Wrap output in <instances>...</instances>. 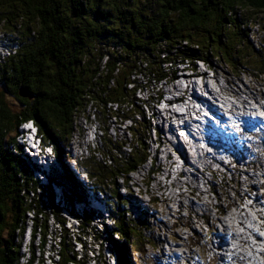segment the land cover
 Here are the masks:
<instances>
[{
    "label": "trees",
    "instance_id": "obj_1",
    "mask_svg": "<svg viewBox=\"0 0 264 264\" xmlns=\"http://www.w3.org/2000/svg\"><path fill=\"white\" fill-rule=\"evenodd\" d=\"M252 26L261 34L256 46L250 41ZM0 34L1 41L16 46L0 56V264H21L27 213L36 215L30 253L35 254L36 234L42 254L48 237V215L39 220L37 200L25 199L31 170L38 169L20 157L21 147L10 136L22 123L31 121L41 143L54 152L57 166L46 174L49 181L62 183L61 188L72 192L80 204L95 198L84 199L86 193L101 194L106 210L114 201L118 181L124 184V178L150 161L143 147L145 140L135 134L134 127L130 128L134 133L131 145L112 140L109 132L115 116L122 124L143 122V113L133 110L134 115H128L122 110L132 109L137 92L141 93L137 76L160 83L170 75L165 66L209 64L211 60L225 63L231 70L251 68L255 75L264 74V0H0ZM173 74L172 70L171 78ZM20 92L27 96L21 97ZM6 94L16 101L15 111L4 101ZM97 120L102 132L99 144L81 163L76 161L87 178L96 182L80 181L83 191H79L78 179L64 162L66 150L74 133L84 138L78 122L90 125ZM126 146H131L128 151ZM101 155L112 165L100 163ZM103 186L110 194L99 191ZM133 203L130 200L129 209L138 215L136 230L128 228L127 215H119L117 225L121 235L129 233L136 241L130 240V253L141 254L144 260L152 238L147 234L146 220L137 211L142 208ZM86 210L102 217L105 249L118 264H127L125 241L119 245L121 237L116 228L106 226L101 213ZM55 213L62 238L59 261L54 264H85L86 256L77 258L64 221ZM77 239L82 242L81 237ZM114 241L118 244L115 250Z\"/></svg>",
    "mask_w": 264,
    "mask_h": 264
},
{
    "label": "rangeland",
    "instance_id": "obj_2",
    "mask_svg": "<svg viewBox=\"0 0 264 264\" xmlns=\"http://www.w3.org/2000/svg\"><path fill=\"white\" fill-rule=\"evenodd\" d=\"M257 31H258L257 26H252V28L250 30V34H251L250 35V41L252 43H254L255 46L257 44H259V39H261V34L260 33L257 34ZM252 33H253V35H252ZM2 54H3V52L2 53L0 52V56H2ZM186 66L187 65H184V64L183 65H177V66L172 65L169 67L165 66L164 69L167 70V74H170L166 78H168V79L171 78V71L172 70L174 72L177 71V74H179L181 72H185L186 74H192L193 73L192 70L196 69L199 72H205L206 71V77L205 78H208L207 80H208V85L210 88H213L215 86V77H216L218 79L217 80L218 81V87L221 85L222 87L223 86H226L227 88L230 87L229 89H234V90L241 89V90H244L245 92H247V91L244 89V87H248L250 89V91H252V92L264 93V74L263 75H255V74H253L251 68H249V70H243V69L231 70L227 64L222 63V62L213 61V60H211V62H209V64H202V63L194 62V63H190L188 65V68ZM136 80H137V83H136L137 88L140 89L141 93L137 92L136 97H135L137 99V101L135 102V105L132 109H130V108L127 109L125 107H122V110H124V113H128V115L129 114L134 115L133 112L143 113L144 117H145L143 119V122H138V124H130L129 122L122 124L121 120L115 116V118L114 119L112 118L110 123H109V125L111 126V129H109V132L111 135L114 136V138L112 140L120 141V142L131 145L134 142V137H133L134 133H133V130H131V129H133V127H134L136 129V131L134 129V132H136L135 134H137V133L141 134L142 137L144 138L145 142L143 143V147L146 148V151L150 155V157L155 156L154 158L156 159L157 164H158V159H160V170L162 171V173L158 174L157 178L159 179V178H161V176H163L162 184L164 183V184H166V186H168V184H169L168 182H170V181L172 182V179H179L183 183L182 191H184L183 192L184 195H182V196H184V197H179L175 201L172 199H170L169 201L167 200L166 202L165 201H154V208L155 209H153V206H151V202L148 201V200H153V198H155V194H158V192H159V191L158 192L151 191V187L154 186V181H153L152 177L138 176V184L142 185V186H139V188L136 189V194H129L130 196L133 197L132 203L134 202V198H135L144 207L143 208L142 206L141 207L136 206L138 209L142 208L143 211H141V210H137V211L140 213V216L146 220L147 230L153 236V238L151 240L153 245L146 248L144 260L149 257V253L151 252V253H154V264H160V256L161 255H164V254L173 255L171 252H169L167 250L168 245H171L172 248H174L175 251L179 253V247H173V246H183V239L182 238H186V234H185L186 231L191 233V227H186L185 221L177 222V228L174 230H171V234H165V230L156 229V223H159V215H157L156 210H165V208H174V203H177L183 199H184V201H190V202H194L197 204H199V203L201 204V202H202L201 199L206 200V196H203V197L200 196V189L205 190V189L209 188L210 192L207 195L210 196L211 199H213L212 201L210 200L211 204H212V206L210 207L211 211L213 210V208L218 209V211L221 212V215L227 214L226 209H229V213L233 212L234 208L232 207V205L235 203V202H233V201H235L234 190L239 192V189L240 190L245 189L246 185H247L248 187L246 190L252 191V188H251L253 186L252 184L258 185L257 189H262L261 184L264 182V178H263V174H264V146L258 145L257 148L252 149L253 152L257 156L251 157L252 161L248 160L250 162V164L244 165L242 167L236 166V168H229V169H231V171L226 170V169H222V168L220 169V171H216L215 167L218 165H211V167H208L205 165V163H197L196 164V172L201 171L203 173V175L207 178V180L203 181V179L205 177L200 179L199 182L196 184L199 187V190L195 189V187L192 189V187L194 186L192 184L193 182L190 183L189 182L190 178L187 177L188 175H186V177H184L185 175H183V173L181 172V169L185 170L186 168H189V166H183L182 165L183 160L175 157L176 153L170 147L171 145L169 143H165L166 144L165 147L160 146V138L161 137L159 135H156L155 136L156 139L153 141L154 136L152 135V133L150 131V128H151L156 133L157 132L156 130H158L156 128V126L157 125L160 127L162 126V122L159 119H154L152 109L161 111L163 116L165 115V109L166 108L172 109V110L174 109L177 111L178 114H181V113L185 114V105H183V102L178 101L180 99V97H178L179 94L176 95V97L172 101H170V98H171L170 94L173 93V91L172 92L170 91V93H169L167 91L162 92L160 90L163 87V84H166L167 80L166 81L163 80L160 83H156L154 80L147 79L144 76H137ZM225 80L231 81L230 86H228L226 84ZM196 81L199 84L203 83V80H201V79H197ZM174 84H177L181 88H185V86H186L185 81L181 80V79L175 81ZM197 89L198 88L196 87L197 94L200 97L204 96L206 99L211 101L212 104L220 107L219 101H217V100L214 101L212 96L210 95V93L208 91H202V90H197ZM229 94L231 95V93H229ZM240 94L243 95V96L240 95L242 98H246V95L244 93H240ZM172 96H174V95H172ZM161 97H162V100H161V102H159ZM226 98H228V99H226V101L232 100V98L229 97L228 95L226 96ZM236 98H237V96H236ZM4 101L7 103V106L10 109H12L14 111L16 110V107H17L16 101L11 96L6 94L4 97ZM176 101H177V103H174L176 107L173 104L170 106H167L168 103L176 102ZM259 102L264 104V100H262V99H259ZM180 103H182V104L178 105ZM113 111H114V108H113ZM120 114H122V113H120ZM222 115H224V116L226 115V113H224L223 110H222ZM259 115H262V113H260ZM214 117L215 116L211 112L206 111V109L202 108L200 110V112H194L190 115V118H188V117L187 118L189 120L193 121V124L190 126V129L194 133V135L197 136L195 134L194 130H192L194 125L197 123V121H201V123H204L205 121L209 122V120L211 122H215ZM262 118L264 119V117H262ZM139 119L141 120V118L138 116L137 120L139 121ZM173 123L175 126L181 125L183 123V120L174 121ZM82 124H83V128H84V138L82 139L83 141L81 140V142H82V146L84 148H81V150L84 152V151H86V149H85L86 147H91V150L94 151L95 147L97 146L96 143H98L97 136L102 135V132L100 133L98 131V127L101 124L98 120H97L96 124H94L93 122L90 123V125L86 124L84 122H82ZM263 125L264 124L261 125V128H264ZM28 128H30V124L23 126V127H20L18 129L23 130V129H28ZM162 129L166 130V129H168V126L166 124H164ZM235 132L236 133L239 132V129L235 130ZM95 133H96V137H95ZM176 133L181 134L180 131H177ZM10 136H15V135L11 134ZM10 136H8V137H10ZM16 137H17V135H16ZM184 137H185V135H184ZM167 138L171 139L170 136H167ZM262 138L264 139V137H262ZM161 139L163 140V138H161ZM254 139L256 140V142H259L258 137H255ZM75 140L77 142V137ZM173 141L177 142V139L174 138ZM178 141H179V139H178ZM100 143H101V141H100ZM192 145H193V143H192ZM248 145L249 144L246 142L247 147H248ZM130 147L131 146H129V147L126 146L125 148L128 151V149H130ZM158 148H159V150H157ZM69 150L72 153L71 148H69ZM250 152L252 153V151H250ZM95 153H96V155L99 154L97 152H95ZM187 154H188V156H186L185 159L187 161L194 163L195 158L197 156L196 153H194V152L192 153L189 150H187ZM40 158L42 159V157H40ZM167 159H169V160H167ZM99 160H100V156H99ZM228 161L229 160H227V162ZM184 164H185V161H184ZM111 165H112V163H111ZM147 166H148V163L145 164L144 167H147ZM165 170L167 172H169L167 175L168 178H164L163 173L165 172ZM245 171L249 172V173H258L260 175L256 179L255 178L252 180L247 179V177H245V175H244ZM133 175H135V173L130 175V178L133 177ZM208 179L211 181V183L209 182ZM242 180H247V182L245 183L246 185L243 184L239 188L238 181H242ZM186 182H187L188 187L190 189L188 187L184 188L186 186ZM157 183L159 184V182H157ZM162 184H161V186H162ZM156 186L159 187V185H156ZM157 187H156V190H157ZM175 188L176 187H173L172 190L177 191ZM255 191H252V193H249L250 196ZM219 194H220V198H219ZM88 196L89 197H95V199L97 200V205L99 206L100 211L103 212L102 204L100 201V200H104L103 196L99 193L89 194V195L86 194L84 196V199L87 198ZM228 196H231L230 197L231 199ZM187 197H189V199L185 200ZM88 199H90V198H88ZM106 199H107V197H106ZM53 203H54V200H53ZM81 205L83 206L84 210L90 208V205L85 200L83 203H81ZM228 205H229V207H228ZM220 206H223L224 211L220 210L221 209ZM198 208H199L198 214H199L200 219L203 220V222H205V224H209L208 221L212 220V217L209 216L210 213L205 211V209H203L201 206H199ZM202 211H205L206 212L205 214H207V216L201 217ZM106 214L108 215V217H112L109 214V210L107 209V207H106V210L103 214V217H106ZM218 217H220V216H218ZM220 218H222V217H220ZM210 222H213V221H210ZM73 224L74 223L71 222L70 225H73ZM191 224L193 225L192 221H191ZM105 225L109 226L110 224L105 221ZM90 227H94V225L92 223H90V224L86 225V227H85L87 229V231L89 233H91V237L89 238L90 241H88L91 244L89 247H91L93 244L92 243L93 242L92 241L93 240L92 234L95 235V233H93V231L90 230ZM128 228H130V226H128ZM119 229H120V227H119ZM114 234H115V231H113V235ZM195 234H202V227H195ZM126 235L127 236H123L120 234V237L121 238L123 237V239H125L127 237H131V236H128L129 233ZM111 237L114 240V237L113 236H111ZM215 241L217 242L216 238H215ZM191 243H192V245H190ZM39 248H40V242H36V257L37 258H36L34 263L40 262V258L42 257V256H40L41 249H39ZM46 249H47V245L45 247L43 256H45ZM132 249H133V246H132ZM206 249L207 248H203L200 245V243H198V242H196V244H193V242H189L188 245H186V247H185V252H187L188 250H192L193 253L186 254V262H194L195 259H199V261H201V262H208L209 258L212 256V254H211V252L203 253V250H206ZM125 250L126 249L123 250L124 251V261L127 264H134V256L130 253L129 249H128V252ZM219 251H220V253H223L222 250H219ZM21 257L23 258L21 260V264H27L30 257L22 256V253H21ZM107 259L113 260V261H111V264H118L117 258H115L112 254H111L110 258L104 257L102 259V262H105V260H107ZM55 260L56 259H53V258H44V264H50V262H53L52 264H54ZM176 264H183V263H176Z\"/></svg>",
    "mask_w": 264,
    "mask_h": 264
},
{
    "label": "bare ground",
    "instance_id": "obj_3",
    "mask_svg": "<svg viewBox=\"0 0 264 264\" xmlns=\"http://www.w3.org/2000/svg\"><path fill=\"white\" fill-rule=\"evenodd\" d=\"M2 46L3 45L0 46V52L1 53L3 52L4 54L8 50L6 49L4 51ZM192 71H193L192 74H186L185 72H181V73L178 72L179 74H177V71H175L172 78H170L171 80L168 79L166 81V84H163V87L160 89L162 92L167 91L170 93V91L171 92L173 91V93L170 94L171 95L170 101H172L176 97V95L179 94L178 97H180V99L183 100V105H185V114L184 113L178 114L176 110L166 108L165 115L163 116L161 111L152 109L154 119H159L162 122L161 127L158 125L156 126V128L159 131V136L163 138V140L160 138V146L165 147L166 145L165 143H169L173 149H176L173 143L174 138L177 139V141L179 139L178 136L176 135V132L185 131L191 139L192 138L195 139L193 142V147H190V150L192 151L194 150L197 155L195 158V163H205L206 161H211V162L217 163L220 169L222 168V169H226L229 171H231V169H229L230 164H235L236 166H239V167L244 166L248 160L252 161L251 156L254 154L253 150H252V153H253L252 154L250 152L251 151L250 148H247L245 146L246 144L244 143V141L251 143L254 146V148H257L258 145L264 146V139L262 138L264 137V130H262L261 128L263 121L259 115L260 113L264 114V104L259 102V99L264 100V93L252 92L250 91L248 87H244V89L247 92L241 89L239 90L229 89L230 87L228 88L226 86L222 87L221 85L218 87V81H217L218 79L216 77H215V86L213 88H210L208 85V80H207L208 78H205L206 71L199 72L196 69H193ZM180 79L185 81L186 83L185 88H181L177 84H174L175 81L180 80ZM197 79L203 80V83L199 84L196 81ZM225 81H226V84L230 86L231 81L229 80H225ZM196 87L198 88L197 90L208 91L214 101L216 100L219 101L220 107L212 104V102L206 99L204 96L200 97L197 94ZM228 92L231 93V95ZM240 93H244L246 95V98H242L240 96L242 94ZM227 95L231 97L232 100L226 101V99H228L226 98ZM172 104L173 102L168 103L167 106H170ZM202 108L209 110L214 116H216L217 118V119L215 118L216 122L224 124V126L221 127V126H218L217 124L215 125V124L207 122V124H210L209 128L211 129V134L214 135V138L211 141L216 147L218 146V142H219L220 146L223 147L222 151H217L216 147L213 145L211 146L210 143L205 144V147L208 148L207 151L202 150L198 146L199 142H201L200 139L202 138L201 132H198L197 138L193 137L194 133L190 129V126L193 124V121L189 120L188 118H190V115L192 113L200 112ZM222 110L224 113H230V117L229 118L224 117V115H222ZM180 120H183V123L181 125L175 126L173 122L180 121ZM164 124L168 126V129L166 130L162 129ZM244 124L245 126H243ZM198 126L200 127L201 131H204L205 126L203 125H198ZM235 127H240L242 129L241 132H237V134L234 133ZM82 129L84 131V128ZM216 134L218 135V138ZM167 136H170L171 139H168ZM254 136L259 137V142H256V140L254 139ZM76 137H77V142L75 140ZM95 137H96V133H95ZM81 140L82 139H80L79 134L74 133L71 141H72V144H75V155H72L71 151L69 150V148H71L70 142H69V146L66 150L67 151L66 154H68V156L65 155V158H64L65 164L74 173L75 179H78L77 181L79 182L78 183V188L80 189L79 191H83L81 187V182L86 183L88 179H87L86 174L84 173L83 175L81 169H79L76 166V161H79L81 163L83 160H85V158L90 156V153H91V147H86L85 148L86 151L84 152L81 150V148H84L82 146ZM179 141L181 140L179 139ZM182 141H184V139ZM157 150H159V148ZM33 154L35 157H37V160H38V166H34L36 167V169H38V171H34L32 169V175L50 174V168L56 163L55 156L53 159V157H43L41 156L40 153L33 152ZM66 156L68 157V160H66ZM40 157H42V159ZM231 158H232V161H229V163L227 162L223 163V159H231ZM184 161H185V164L183 163V166H189V168H186L185 170L181 169V172L185 176L188 175V177L190 178L189 180L190 183L193 182L192 184L194 186L192 187V189L195 187V189L199 190V187L196 184L199 182L200 179L204 177L203 173L201 171L199 172L197 171L198 173L196 172V166L194 163L187 161L186 159H184ZM158 165H160V159H158ZM73 169L76 171V173ZM244 175L245 177H247V179L252 180L254 178L256 179L260 174L244 172ZM153 181H154V186L151 187V191H156V192L159 191L160 192V193L158 192L159 198L162 199V201L166 202L167 200L169 201L170 199L175 201L181 195H184V193H181L178 196L172 190L173 185L176 187L180 186L181 184H183L182 181L168 182L169 183L168 186H166L165 184H162V182L157 181L156 179H153ZM62 182L69 184V182H66L63 179H62ZM157 182H159V184ZM209 182L211 183L210 180ZM246 182L247 180L238 181L239 188L241 185L245 184ZM53 183H58L61 186H63V184L59 182H53ZM118 184H122V182L120 183L118 181ZM156 185H159V187H157ZM186 185H187V182H186ZM252 185H253L252 191L257 190L258 185L256 184H252ZM156 187H157V190H156ZM247 187L248 186L246 185L245 189H241V190L239 189L238 196H239V200L241 201L242 205L240 206L238 202H235L236 206H240L239 209H243L244 207L249 206V201H246L245 199H250L249 193H252V191H247L246 190ZM236 193L237 191L234 190V195H236ZM70 194H72V192H70ZM207 194L208 193L206 192H200V196L202 197L206 196V200L201 199L202 202L200 206H202V208L205 209V211L210 212L209 216L212 217V220H209V221L207 220V221L210 224L211 238H216L217 239L216 244L218 245V248L214 251V255H212L208 261H212V264H258V261H259L258 254L256 251H254V245H251V242L259 243L260 241H257L255 237H254L255 239H252V238L241 239V235L238 234L237 228L230 226V223H228L229 220L225 221L222 218L213 219L215 216L213 215V212L210 209V207L212 206L211 201L213 199H211L210 196H208ZM106 197L107 199L109 198L108 196ZM228 197L230 198L231 196H228ZM219 198H220V194H219ZM188 199L189 197H187L185 200H188ZM260 199L261 197L259 195H255L254 200H253V204L255 207H261ZM181 201H184V199ZM101 204H102L103 212L100 211L99 206L97 205V200L95 198H91L90 203H89L90 208L88 209H92L95 212H99L103 216L105 209L103 207V202H101ZM194 204H197V203H194ZM220 207H221L220 210L224 211L223 206H220ZM262 211H264V208H262ZM238 215H239L238 219L240 220L241 226H243V223H247V222L251 224L255 223L253 218L248 214H243L241 212H238L237 216ZM204 216H207V215L205 213H202L201 217H204ZM103 218L106 222H108L111 225V217H108V215L106 214V217H103ZM210 221H213V222H210ZM260 221L264 222V218L262 216L260 218ZM110 225L108 227H110ZM176 228L177 226H173L171 227V230H174ZM248 229L250 228L248 227ZM250 232L252 231L250 230ZM259 233H264V228H259ZM147 234L149 237L153 238L151 233L147 232ZM185 234H186V237H191V233H189L188 231H186ZM252 234L254 236L256 235L255 232H252ZM228 236H229V241H228ZM193 244H196V242H193ZM152 245L153 244H151L150 246ZM190 245H192V243ZM167 250L171 252L173 255H179V253L176 252L175 249L172 248L171 245H168ZM219 250H222L223 253H220ZM246 251L247 253L243 254V252H246ZM207 252H209V248H207L206 250H203V253H207ZM188 253L191 254L193 252L192 250H188L187 252H185V254H188ZM43 254L40 253V256H42ZM132 255L134 256V264H142L143 259H142L141 254L136 253L135 255L134 254ZM110 257H111V254H110ZM22 259L23 258L21 257V260ZM168 261H169V254H164L160 256V264H168ZM246 261H250V263H246ZM52 263L53 262H50V264ZM34 264H42V262H36Z\"/></svg>",
    "mask_w": 264,
    "mask_h": 264
},
{
    "label": "built area",
    "instance_id": "obj_4",
    "mask_svg": "<svg viewBox=\"0 0 264 264\" xmlns=\"http://www.w3.org/2000/svg\"><path fill=\"white\" fill-rule=\"evenodd\" d=\"M6 54L7 53H4L2 54V56ZM78 125L83 128V124L81 125V122H78ZM98 139L99 136H97V140ZM36 146L37 148L34 150L35 153H40L43 157H53L54 159V153H52V148L49 145L44 147H42V145ZM71 150L72 155H75V144H71ZM100 163H102L104 166H110L112 162L111 160L106 159L101 155ZM81 171L84 175V170L81 169ZM157 175L158 174L152 173L148 174L142 170L136 171L133 177L124 178V184H116L118 193L116 196H114V201H111V208H108L109 214L112 216L111 226H113V228L117 227V220L119 215H127V222L130 223L129 225L131 227H134V222L136 221V218H138V215H135L134 210L129 209V202L120 200L119 196L136 194V189H138L139 186H142L138 184V176H149L153 179H156L157 181L162 182L163 176L158 179ZM87 179L93 185L96 182V179L93 177ZM173 181H175V179H172V182ZM107 187L110 188L109 186ZM26 191L27 193L25 199L27 198L28 200H30V202H33L34 199L39 200L40 198L41 204H39L38 201V208H40L41 205H44L48 208V210H43V213L37 215V217L40 218L39 220H43L41 216L48 215V219L46 220L48 227V237L45 238L44 244V247H46L47 245V249L43 258H53L59 261V243L62 237L61 227L56 222L53 215L52 207L55 206L58 208L60 207V213H63V215L65 216V219H62V221H64V228L68 230L69 236L72 239L74 250L77 252V258L84 259V256H86L85 264H111V261H113L111 259H107L105 260V262H102V259L104 257L110 258V253H108L107 249H105V244L102 241V217L99 216V214H91L92 219L90 223H92L94 227H90V230L93 231L95 235L92 234L93 244L91 247H89L91 244L88 241H90L89 238L91 237V233H89L85 227L90 223L84 220V208L78 200L73 198L72 194H70V191H64V188H61L60 184L49 181V177H47L46 175H33L31 181H29ZM99 191L105 194H110L105 186L99 189ZM261 192H264V190H261ZM117 201H119V204L122 205V209L120 210L117 209ZM148 201L151 202V206H153V209H155L154 201H162V199H159V194H155V198ZM199 206V204H194L190 201H179L177 203H174V208L156 210L157 215H159V223H156V229L165 230V234H171V227L177 226V222L185 221L186 227H191V237L182 238L183 246H173L179 247V255H169L168 264H212V261L201 262L199 261V259H195L194 262H186L185 247L189 242H198L203 248H209V252H212V255H214V251L218 248L215 238H211L210 224H205V222H203V220H201L199 217ZM121 210L124 211V214H122ZM26 218V224L28 227L26 230V234H29L30 236L36 215H34L33 212H30L27 213ZM191 221L193 222V225L191 224ZM71 222H73L74 224L70 225ZM195 227H202V234H195ZM78 237H81L82 242L78 241ZM39 238L40 236L36 234L35 240L33 241V245L35 247L36 242H41ZM27 239H23L20 252L22 253V256L30 257L31 253ZM252 239L255 238L252 237ZM142 264H154V253L150 252L149 257L145 260H142Z\"/></svg>",
    "mask_w": 264,
    "mask_h": 264
},
{
    "label": "clouds",
    "instance_id": "obj_5",
    "mask_svg": "<svg viewBox=\"0 0 264 264\" xmlns=\"http://www.w3.org/2000/svg\"><path fill=\"white\" fill-rule=\"evenodd\" d=\"M29 124H30V127H31V126H32V123H29ZM56 166H57V165H55V167H56ZM113 195L116 196V195H117V192L114 193ZM119 199L122 200L120 196H119ZM117 203L119 204V201H117ZM83 218H84V220H85L86 222L90 223V222H91V219H92V215L90 214V211L85 210V212L83 213ZM126 222H127V221H126ZM127 223H128V225L130 224L129 222H127ZM116 230H117V232H118L119 234H121L118 225H117V227H116ZM27 235H28V234L25 233L24 239H27ZM28 243H29V242H28ZM119 245H121V242H120ZM115 253H116V257H118L116 251H115ZM40 259H41L42 261H44V258H43V257H41ZM42 263L44 264V262H42Z\"/></svg>",
    "mask_w": 264,
    "mask_h": 264
},
{
    "label": "water",
    "instance_id": "obj_6",
    "mask_svg": "<svg viewBox=\"0 0 264 264\" xmlns=\"http://www.w3.org/2000/svg\"><path fill=\"white\" fill-rule=\"evenodd\" d=\"M21 97H26L27 95H25L23 92H20V94H19ZM38 201H39V204H41V200H40V198H39V200H37V203H38ZM42 210H41V209ZM39 209H40V212L41 213H43V210H48V208L46 207V206H44V205H41V207H40ZM52 210L53 211H55L56 213L55 214H58L57 216L60 218V219H65V216L63 215V213H60V209L58 208V207H52Z\"/></svg>",
    "mask_w": 264,
    "mask_h": 264
},
{
    "label": "snow or ice",
    "instance_id": "obj_7",
    "mask_svg": "<svg viewBox=\"0 0 264 264\" xmlns=\"http://www.w3.org/2000/svg\"><path fill=\"white\" fill-rule=\"evenodd\" d=\"M259 235H262V236H264V233H259Z\"/></svg>",
    "mask_w": 264,
    "mask_h": 264
}]
</instances>
